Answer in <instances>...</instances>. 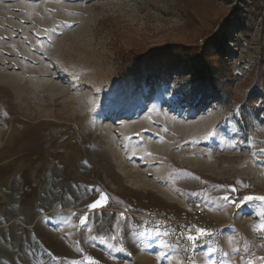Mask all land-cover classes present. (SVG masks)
<instances>
[{"label": "rangeland", "instance_id": "374dc122", "mask_svg": "<svg viewBox=\"0 0 264 264\" xmlns=\"http://www.w3.org/2000/svg\"><path fill=\"white\" fill-rule=\"evenodd\" d=\"M201 62L225 100L200 97ZM245 196H264V0H0V264H184L141 214L190 198L224 230L195 264H264Z\"/></svg>", "mask_w": 264, "mask_h": 264}, {"label": "built area", "instance_id": "2783aa9c", "mask_svg": "<svg viewBox=\"0 0 264 264\" xmlns=\"http://www.w3.org/2000/svg\"><path fill=\"white\" fill-rule=\"evenodd\" d=\"M145 226L159 229L168 233L171 242L178 248L184 264H195L204 250L212 243L224 238L222 224L213 220L204 210L203 203L199 199L190 198L184 202L180 210H153L141 214ZM196 228H204L211 235H199ZM197 236L195 248L187 237Z\"/></svg>", "mask_w": 264, "mask_h": 264}, {"label": "trees", "instance_id": "16d2710c", "mask_svg": "<svg viewBox=\"0 0 264 264\" xmlns=\"http://www.w3.org/2000/svg\"><path fill=\"white\" fill-rule=\"evenodd\" d=\"M225 40V38H223ZM218 52H222V41L216 42ZM172 54V50L169 46L157 47L150 50L146 54H137L133 56L132 62L134 67L141 66L142 64H148L153 59H159L163 56H169ZM182 58H179L177 61H180ZM184 60V58L182 59ZM175 65V63H173ZM194 72L196 74V78L201 82L207 81V86H205L202 90H200V97L203 99L207 97L217 98L218 101L225 100L224 92H221L220 86L224 85V77L219 70L213 69L210 65L201 62L198 65H195ZM135 69V68H134ZM133 72V71H132ZM219 88V89H218ZM182 91L185 93L186 97L193 98L195 94L198 92V88L196 86H192V84H184L182 86ZM262 96L261 92L258 90H253L251 94H249L248 99L253 100L254 98H260Z\"/></svg>", "mask_w": 264, "mask_h": 264}, {"label": "snow or ice", "instance_id": "6c2138e0", "mask_svg": "<svg viewBox=\"0 0 264 264\" xmlns=\"http://www.w3.org/2000/svg\"><path fill=\"white\" fill-rule=\"evenodd\" d=\"M225 200H228L229 197L228 196H225L224 197ZM254 200H262L264 201V196H245L243 198V200L240 201L241 204H243L244 202L246 201H254ZM108 202V198L106 196V194L104 193H101L100 194V198L95 200L93 203H91L90 205H88V207L92 208V209H96L100 206H102L103 204H107ZM234 203V202H233ZM237 207H239V205H237ZM81 223H85V220H81ZM253 229L254 230H257V231H264V223H261V224H254L253 226ZM196 233H198L199 235L203 236V235H211L210 232H208V230L204 229V228H196L195 229ZM187 239L189 241H192V248L194 249L195 248V241L197 240V236H193V235H189L187 237ZM209 251H212V249H209ZM261 259H264V257H262Z\"/></svg>", "mask_w": 264, "mask_h": 264}, {"label": "bare ground", "instance_id": "6f19581e", "mask_svg": "<svg viewBox=\"0 0 264 264\" xmlns=\"http://www.w3.org/2000/svg\"><path fill=\"white\" fill-rule=\"evenodd\" d=\"M20 134V133H19ZM24 150V149H23ZM82 211H84V210H82ZM118 211V210H117ZM211 217V216H210ZM212 218V217H211ZM213 219V218H212ZM213 220H215V219H213Z\"/></svg>", "mask_w": 264, "mask_h": 264}]
</instances>
